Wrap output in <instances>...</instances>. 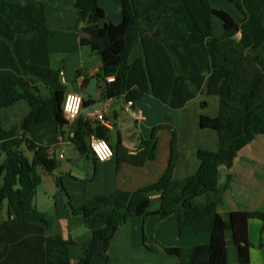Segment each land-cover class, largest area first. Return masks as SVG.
Here are the masks:
<instances>
[{
    "label": "trees",
    "instance_id": "1",
    "mask_svg": "<svg viewBox=\"0 0 264 264\" xmlns=\"http://www.w3.org/2000/svg\"><path fill=\"white\" fill-rule=\"evenodd\" d=\"M98 2L75 0L74 13L77 23L93 35L81 39V45L101 57L97 76L104 99L121 101L125 97L135 109L150 95L181 110L200 95L218 96V117L201 115L200 128L218 133L219 148L216 152L198 150V171L179 180L174 176L180 160L179 133L171 124L155 126L150 138H142L132 151L120 131L112 144L109 129L97 121L81 119L71 143L80 154L93 155L91 138L104 139L110 143L118 166L144 167L154 161L163 130L170 131L171 142L166 172L156 183L137 191L117 190L74 207L62 177L56 178L68 198L70 217L81 219L92 234L77 264H111L109 251L117 230L132 218L146 221L157 216L165 220L173 215L178 218L179 238L210 236L207 244L167 248L165 252L178 264H229L228 232L238 263L251 264L249 221L259 220L263 234L264 210L235 211L226 221L219 207L231 188L238 154L264 135V0H227L243 15L241 22L214 8L211 0H120L122 21L118 25L107 21ZM213 17L223 24L221 38L213 34ZM156 31L161 33L159 37L153 36ZM51 36L45 3L0 0V71H11L28 86L22 88L14 78L0 75V112L20 101L31 107L22 123L8 130L0 119V157L4 155L0 215L6 213V219L0 217V264H71V248L76 245L71 238L48 235L52 221L36 208L35 197L42 174H53L58 161L47 146L26 136L33 125L45 122L54 123L64 135L69 124L63 111L68 90L62 83V69L51 67ZM110 77L114 78L111 82ZM90 105L86 102L83 106ZM206 106L201 105L202 109ZM135 126L138 131L136 121ZM220 166L228 171L222 186ZM155 194L160 195L161 204L151 212Z\"/></svg>",
    "mask_w": 264,
    "mask_h": 264
},
{
    "label": "crops",
    "instance_id": "2",
    "mask_svg": "<svg viewBox=\"0 0 264 264\" xmlns=\"http://www.w3.org/2000/svg\"><path fill=\"white\" fill-rule=\"evenodd\" d=\"M10 1L20 3L41 1L45 3L48 27L52 32L49 40L51 67L53 69L61 67V77L68 92L83 94L90 81L96 78L97 91L100 94L102 82L97 75L102 69L101 57L93 53L90 48L81 45L78 32L80 28H84V24L77 23L74 13L75 0ZM98 3L101 8L105 9V5H107L105 1L99 0ZM115 4V6H119L117 3ZM119 4L118 8L121 12V2ZM233 18L236 22H241L244 19L241 13L238 17L233 16ZM121 21L122 16L117 14L111 23L118 25ZM212 24L214 34L213 18ZM0 75L14 78L22 88L28 87L24 79L17 77L9 70L0 71ZM202 103H207L205 109H202ZM120 105L121 101L102 99L96 105L83 106L79 117L65 126L64 135L59 133L56 125L52 122L33 125L26 133V136L36 144L47 146L51 157H55L58 161V168L53 174H42V183L37 190L35 206L52 221V228L48 232L49 236L71 238L76 242V245L71 248V264L78 263L83 253V245L91 241L92 234L81 219L70 217L68 198L57 185L56 178L62 177L70 204L80 207L96 196H108L117 190L133 192L152 185L162 177L169 164L171 133L166 131H162L159 135L157 158L144 167H135L125 163L118 166L115 157L100 163L95 161L92 154L82 155L79 153L70 141V137L78 128L79 121L81 119L94 121L93 114L96 111H103L106 118L112 122L109 137L114 144L113 138L116 139L117 132H121V130L117 123L113 122L111 113L115 112L119 115ZM212 105L216 114H211ZM219 106L220 98L218 96L200 95L183 109L174 110L161 104L153 96L146 95L136 104L134 110L142 115V118L136 122L138 131L144 140L150 138L152 129L157 125L169 122L177 129L180 160L174 176L176 179L182 180L193 176L198 171L200 166L197 157L198 150L218 151V133L210 129H201L200 117L201 115L211 118L218 117ZM30 110L31 107L26 101H20L10 108L1 110L0 119L4 128L8 130L13 126L20 125ZM260 138H264V135L258 136L254 142L246 146L235 160L234 168L231 171V188L224 194L223 204L219 207V213L226 221H229L231 213L235 211L264 210V145L260 144L264 141ZM125 145L133 149L132 151H136L139 147L135 141L125 140ZM68 152L72 154L71 158L67 157ZM3 160L4 155L0 157V164ZM227 175L228 171L225 167L220 166V186L225 184ZM1 187L2 180H0ZM228 201L229 206L227 205ZM160 204V195H153L150 211H157ZM226 205L227 207H225ZM5 216L4 211L0 217L6 219ZM261 226L259 220L249 221V237L252 243L251 264H264V247H261V244H264V233L261 232ZM209 241L210 236L207 234H191L179 238L178 218L175 215L165 220H161L157 216H151L146 221L143 218H132L117 230L109 255L111 264H178L175 257L165 252L167 248H192L207 244ZM226 241L228 263L239 264L237 249L230 232L227 233Z\"/></svg>",
    "mask_w": 264,
    "mask_h": 264
},
{
    "label": "water",
    "instance_id": "3",
    "mask_svg": "<svg viewBox=\"0 0 264 264\" xmlns=\"http://www.w3.org/2000/svg\"><path fill=\"white\" fill-rule=\"evenodd\" d=\"M89 19H90V15L88 16L86 23L89 22ZM78 35L80 39H92L93 38V35L87 32L84 28L79 29ZM160 35L161 33L159 31H156L153 34L154 37H159ZM82 97H83L84 104L86 102H90L92 103L91 104L92 106L98 104V101L104 99L105 97L104 91L98 94L96 78H93L90 81L87 88L83 92ZM126 107H127V101H126V98L123 97L121 99V105L119 108L120 114L118 115L115 112H112L111 113L112 120L114 123H117V125L120 127L122 135L126 141H135L137 144H139L140 141L142 140V136L141 134L139 135V131H137V129L135 128V120L133 119V117H131L129 112L126 110ZM134 111L137 112L136 110ZM67 157L71 158L72 154L68 152Z\"/></svg>",
    "mask_w": 264,
    "mask_h": 264
},
{
    "label": "built area",
    "instance_id": "4",
    "mask_svg": "<svg viewBox=\"0 0 264 264\" xmlns=\"http://www.w3.org/2000/svg\"><path fill=\"white\" fill-rule=\"evenodd\" d=\"M113 80H114L113 77L108 78V81H110V82L113 81ZM62 83H65L63 79H62ZM69 97H72L74 100L78 101V103L74 105V110H68L67 109V104H68ZM83 104H84L83 103V97H82L81 93L68 92L67 95H66L64 106H63L65 119L68 122H72L75 119H77L79 117L81 111H82ZM133 106H134L133 102H128L126 110L129 112L131 117H133V119L135 121H137V120L142 118V115L140 113H138V112H135ZM92 117H93L94 121L99 122L105 128H107V129L111 128L112 122L110 120H107V118L105 116V113L103 111H96L93 114ZM101 143H103L107 147V151L104 153L103 157H101V154L96 151V148ZM90 147H91V151H92L94 157L100 163L107 162V161L111 160L114 157V151H113L110 143L108 141L104 140V139H99V138H96L95 136H93L91 138V140H90ZM129 149L133 150L130 147H129ZM62 158H63V156H62Z\"/></svg>",
    "mask_w": 264,
    "mask_h": 264
},
{
    "label": "rangeland",
    "instance_id": "5",
    "mask_svg": "<svg viewBox=\"0 0 264 264\" xmlns=\"http://www.w3.org/2000/svg\"><path fill=\"white\" fill-rule=\"evenodd\" d=\"M100 1H102V2L105 1L106 4H107V5H105V9H104L106 11L107 15H108V20L107 21L112 22V21L115 20V17L117 16V14L121 15L120 8H118V7H120V4H119L120 1L119 0H100ZM115 3H117L119 6L118 7L115 6L116 5ZM211 3H212V6L214 8L222 9V10L228 12L229 14H232L235 17L239 16V11L237 10V8L233 4L228 3L227 0H211ZM105 22L106 21H104V20L101 21V26H104ZM213 23H214V36L218 38V37H220L223 34V25H222L221 20H219L216 17H213ZM160 103L163 104L162 102H160ZM211 111H212L211 114H216V110H215V108H213V105L211 107ZM166 124H170V123L166 122ZM163 131H166V132L170 133L169 130H163ZM150 136H151V134H150ZM260 139H262V141H264V138H260ZM113 140H114L113 142L116 141L115 138H113ZM259 141H261V140H259ZM260 144L262 146L264 145L263 142H261ZM83 167H86V166H83ZM232 199H233V197H232ZM227 205L228 206L230 205L229 201L227 202ZM227 205L225 207H227Z\"/></svg>",
    "mask_w": 264,
    "mask_h": 264
},
{
    "label": "clouds",
    "instance_id": "6",
    "mask_svg": "<svg viewBox=\"0 0 264 264\" xmlns=\"http://www.w3.org/2000/svg\"><path fill=\"white\" fill-rule=\"evenodd\" d=\"M78 101L74 100L72 97H69L67 109L68 110H74V105L77 104ZM96 151L101 154V157L104 156V153L107 151L106 145L101 143L97 148ZM110 154V153H109Z\"/></svg>",
    "mask_w": 264,
    "mask_h": 264
}]
</instances>
